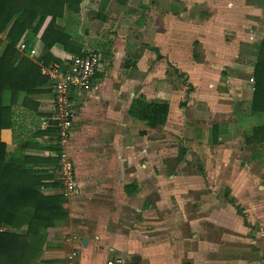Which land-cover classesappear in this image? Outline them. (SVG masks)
<instances>
[{"label":"crops","instance_id":"0c3cea01","mask_svg":"<svg viewBox=\"0 0 264 264\" xmlns=\"http://www.w3.org/2000/svg\"><path fill=\"white\" fill-rule=\"evenodd\" d=\"M80 7L77 25L69 31L81 56L99 53L102 65L92 78L93 88L70 94L75 120L67 150L78 186L69 198L61 196L58 181L56 127L40 128L52 113V89L34 59L20 54L29 82L20 84L27 92L20 89L3 97L15 123V130L0 131L7 160L27 159V168L50 176L40 193L62 197L66 214L46 229L39 255L26 264H66L72 250L79 264L117 258L124 264H264V144L245 143L249 127L242 119L253 95H248L246 62L256 59L246 33L255 29L264 34V0H91ZM33 47L42 57L43 44L37 40ZM73 56L60 46L50 52L59 61ZM179 76L193 84L189 100L198 116L208 117L211 124L219 121L201 125L194 135L188 130L201 163V154L207 153L204 160L238 153L243 160L249 155L248 161H257L247 178L234 164L231 170L217 164L212 175L219 172V181L225 180L232 196L225 197L227 204L216 199L217 191L209 199L201 194L212 191V185H193L183 178L180 184L169 175L170 158L184 163L191 152L184 138L178 154L171 155L169 148V133L179 134L184 123L188 127L181 106L186 88ZM137 98L168 103L162 127L149 129L129 116ZM214 127L218 143L213 146L209 139ZM230 133L242 140L235 151ZM246 208L248 214L238 215ZM244 225L254 227L251 237L245 238ZM72 237L74 241H66Z\"/></svg>","mask_w":264,"mask_h":264},{"label":"trees","instance_id":"16d2710c","mask_svg":"<svg viewBox=\"0 0 264 264\" xmlns=\"http://www.w3.org/2000/svg\"><path fill=\"white\" fill-rule=\"evenodd\" d=\"M84 1L91 0H0V36H3V40L0 39V131L6 127L15 130L11 105L3 101L5 93L21 91L25 87L20 84L25 82L23 79L28 82L27 75L22 74L25 69L17 44L24 40L31 49L37 40L40 41L44 47L41 59L45 65L65 62L50 57L54 46L81 56L69 27L77 25ZM255 57L251 106L242 118L246 121L264 114V38L255 46ZM23 91L27 92L26 89ZM168 111L166 101L146 102L137 98L130 106L129 116L144 122L149 129H158L165 124ZM248 127L244 133L245 143L264 144V125L251 123ZM217 133L218 128L214 127L209 139L213 146L218 143ZM53 149L60 151L58 144ZM184 151L180 149L183 154ZM183 154L178 160H182ZM26 161L7 160L5 146L0 141V264H26L34 260L42 249L46 229L66 215L62 197H47L40 193L43 180L50 176L27 168Z\"/></svg>","mask_w":264,"mask_h":264},{"label":"built area","instance_id":"2783aa9c","mask_svg":"<svg viewBox=\"0 0 264 264\" xmlns=\"http://www.w3.org/2000/svg\"><path fill=\"white\" fill-rule=\"evenodd\" d=\"M18 52L34 59L39 65L40 75L47 79L52 89V113L50 117L42 119L41 129H48L52 124L57 130L58 179L61 196L69 198L77 189L74 165L68 154V143L75 120V113L70 100L71 91L82 94L93 88L92 78L101 70L102 58L99 53L87 51L83 56H73L65 61L63 66L52 63L45 65L36 47L27 48L24 40L16 46ZM251 91H254V79H250ZM75 237L66 241H74ZM66 264H79L76 250L66 255ZM105 264H124L120 258L108 260Z\"/></svg>","mask_w":264,"mask_h":264},{"label":"rangeland","instance_id":"374dc122","mask_svg":"<svg viewBox=\"0 0 264 264\" xmlns=\"http://www.w3.org/2000/svg\"><path fill=\"white\" fill-rule=\"evenodd\" d=\"M59 25H62V22L59 23ZM251 25H255V24H251ZM251 28H253V27L250 26V29ZM246 34L248 36H250V38L247 41H248L250 47H254V48H250V49H251V54L252 55L254 54V56H255V46L258 45L261 42V40L264 38L263 31L258 30L256 32L255 29L254 30L251 29L250 32H247ZM245 49H249V48L245 47ZM255 61H256L255 59H252L251 61L246 62V69L248 70V74H246V79H247L248 84L250 86V90H249V94H248L249 97L251 96V94H253V92L251 91V85H250L249 81H250V79L253 78V70H252V68L254 69ZM179 78L181 80V85L186 88L185 89L186 90L185 91V94H186L185 96L186 97L183 98L184 103L181 106L185 109L182 113L184 115H186V118H187L186 125L188 127L185 128L184 127L185 123H184V124H181V128L183 127V130H181L179 132V134L174 135L172 133V131L169 133L170 134L169 135L170 136L169 148H170V151H171V155L178 154L179 147L182 144V139L184 138V139H186L187 150L191 151V152L187 153L188 155L186 157L185 162L184 163L182 162L184 165L182 163H179L178 161H176V159L173 156L170 158L169 161H171V163H169V169H171V170H170V174L169 175L174 177V181L176 183L180 182V180L183 178V179L187 180V183L190 182V184H193V185H196V182H199V185H204L205 184L207 187L209 185H212V187H214L212 189V191L211 190H208V191L203 190L201 192V194H203V196L205 198L209 199V197H210L209 193H214V191H217L218 196L216 197V199L220 200V202H223V203L227 204L225 202V197L226 196L232 197V196H231V193H229V191H227L225 189V187H224V183L223 182L225 180H223V182L219 181L221 178H223V177H220L218 175L219 172H217V174H216V171H215V173H213V175H212V172L215 169V167H217V164L219 163V166L222 165V167L226 168V170L227 169L231 170V168H228V167H232V164H234L235 167H238L240 169L242 168L244 170V175L247 178V172L249 173L250 171H253V170H251V168L253 169V167H256V168L258 167L257 161L251 162L252 159L250 161H248L247 158L249 157V155L248 156H244V157H247V158H244V160H243V158L240 157L241 155L238 156V153H232V155H234V156L230 157V159H227L228 156L226 154H222L221 156L220 155L218 156L219 159L218 160L216 159V161L213 160V159H209L208 160V158L204 160L203 156L206 158L207 154H208L207 153V154H201V157H202V159L204 161L203 163H201V159L199 158V155H195L194 154V152H199V150L193 145L192 141L190 140V136H192V135H190L188 133V130L192 129L193 130V135H194V133H195L194 130L196 129V131H198L199 128L201 129V125L205 126L206 124H208L206 126H209V125H212L213 123L211 124L210 119L208 117H206V116L205 117L203 115H201V117L198 116L200 114H198V112H196L197 109L193 108V106L191 104L192 101L190 102V100H189L190 98H193V95H191V94H193V91H194L193 86H192L193 84L192 83L189 84L188 80H187L188 78L185 79L184 76L183 77L179 76ZM254 84H255V82H254ZM188 103L190 105L189 107H187ZM225 117H227V115ZM240 117L241 116H239V118ZM230 118H231V121H235V119H233L232 116H230ZM170 119H171V121L174 122V116H172ZM219 120H220V118H219ZM228 120H229V118L227 120H221V121L227 122ZM249 121H250V123H247V124L253 123L254 125H256V124L264 125V114L263 115H258L256 117H254L253 119H249L247 122H249ZM218 122L219 121H215L214 123L218 124ZM215 124H213V125H215ZM198 125H199V127H197ZM155 134H157V133H155ZM235 136L236 135H232L231 133L228 136V138L230 140H232V142H235V144H236V145L233 144L234 145L233 146V150L234 151H235L237 145L240 144V147L243 146L242 142H241L242 140L236 139ZM223 137L226 138V134H224ZM222 150H223V148H221L220 152ZM241 150H242V148H241ZM245 150L248 152L247 149H245ZM263 150H264V148H262L261 151H263ZM249 153H251V152H249ZM243 162L244 163L246 162L248 164L246 166H248L250 168L249 171H246V169L248 167L246 169H244V165L245 164ZM261 162H263V161L262 160L260 161L259 168L262 167ZM199 167H201L202 171L199 170ZM58 181H59V179H58ZM174 181L171 180V183L174 182ZM180 184H181V182H180ZM216 185H218L219 187L217 188ZM206 189H208V188H206ZM222 207H224V206H222ZM220 210L222 211L224 209H221V206H220ZM240 211H241V214L238 213V215H243V211L244 212L246 211L244 213V215H246V214L249 213L250 208L242 209ZM203 213H204V211H203ZM251 214H252V212H251ZM250 218H251L250 219V223H251L253 218H254V215L250 216ZM244 227H245V229L248 230V234H246L248 236H245V238L246 237H251L252 232L255 231L254 227L252 228L251 226H248V225H244Z\"/></svg>","mask_w":264,"mask_h":264}]
</instances>
